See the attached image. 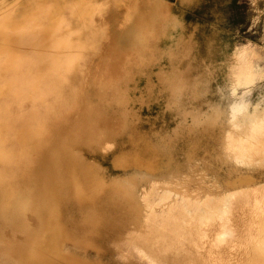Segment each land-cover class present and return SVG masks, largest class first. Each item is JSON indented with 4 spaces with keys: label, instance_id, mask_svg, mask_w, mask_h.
Wrapping results in <instances>:
<instances>
[{
    "label": "bare ground",
    "instance_id": "6f19581e",
    "mask_svg": "<svg viewBox=\"0 0 264 264\" xmlns=\"http://www.w3.org/2000/svg\"><path fill=\"white\" fill-rule=\"evenodd\" d=\"M165 2L0 0V264H138L136 255L161 264H264V188L259 187H247L252 202L231 214L240 228L236 241L229 239L233 244L222 247L215 241L222 222L214 221L199 229L207 231L199 241L200 256L190 263L181 256L187 252L184 232L198 235L190 222L184 223V203L196 202L201 193H215L213 189L224 192L223 186L208 183V171L226 166L230 173L235 163L264 168L260 104L252 109L248 104L216 105L203 115L184 108L183 117L190 116L192 123H179L172 135H159L150 143L134 134L135 104L143 98L135 100L132 93L140 77L151 76L154 62L169 56L171 68L159 71L177 100L188 91L199 100L207 86L202 74L188 78L183 72L187 70L175 65V60H190L192 48L179 49L188 37L178 35L183 28L177 19H168ZM96 15L106 16L107 26H97ZM22 33L23 50L31 61L25 69ZM106 37L135 55L137 64L131 65L132 57L126 68L118 66L127 73L117 72L123 75L115 81L109 77L115 69L108 73L104 64L108 75L99 73L90 80L81 63ZM157 43L167 47L158 48ZM230 63L233 82L241 72L251 80L244 58ZM168 70L173 74L167 77ZM217 125L220 129L226 125L228 131L216 147L202 145L201 139L196 144L194 137L195 144L184 152L188 170L174 162L185 133L189 138L203 131L210 135ZM128 136L131 151L120 152ZM197 148L206 159L205 173L199 172ZM97 155H114L119 167L134 171L107 180L92 158ZM158 158L167 164L160 165ZM156 172L168 193L151 201L147 192L139 194L138 187ZM229 178L227 185L235 186ZM243 179L251 180L248 175ZM176 198L181 203H175Z\"/></svg>",
    "mask_w": 264,
    "mask_h": 264
},
{
    "label": "rangeland",
    "instance_id": "374dc122",
    "mask_svg": "<svg viewBox=\"0 0 264 264\" xmlns=\"http://www.w3.org/2000/svg\"><path fill=\"white\" fill-rule=\"evenodd\" d=\"M137 1L141 2V0ZM164 1H166L165 7L168 12V19H177L179 21V27L183 28L178 31V35L188 37V41H185V46H179V49L190 50V48H192V58H190V60H183V58L175 60V65H182L183 69L187 70V72L183 71L185 73L183 74L188 78H194V76L202 74V77L200 78L203 80L206 77L203 81L206 82L207 86L204 91L202 90V95L199 97V100H193L192 96L190 97L191 94L189 91L184 93L180 100H177L172 94L171 87L168 84V86L163 84L164 80L167 83V78L165 79L163 77L164 73L159 71L162 67L171 68L172 62L169 61V56L165 57L159 63L157 61L154 62L150 70L148 69V74L151 76L140 77L138 80V87L135 89V92L132 93L135 100L139 97L143 98L142 101H138L135 104L138 121L134 134L136 132V134H139L144 141L150 143H154V141L156 142L162 136L172 135L174 130L181 125L179 123L187 125L192 123H189L192 120L190 116H187V119L183 117L184 113L182 112V109L184 108L190 109V111L193 112V115L198 113L199 115H203V112H208L212 106L216 105L226 108L229 103L248 104L251 109L253 105L260 104V107L264 109V0ZM96 17H99L96 20L97 26H107L108 19H106V16L96 15L95 19ZM207 40L213 42L212 46L207 44ZM25 41L26 37L24 33H22L19 45L23 51L22 60L27 58L24 65L21 62V67L24 69L26 68V62L27 65L31 62L30 58L25 55L23 50V48H26ZM176 41L178 40L176 39ZM156 46L158 48L167 47L161 43H157ZM110 47L112 50H108ZM126 54L127 56L130 55V59L126 58ZM131 54L132 53L129 54V52L123 51L120 47L118 48L115 44V40L111 41L109 37H106L103 39L102 45H100L96 51L84 55V60L81 65L86 67L87 70L82 71V73L88 76L90 80H94V76L100 74L104 76L107 72L109 73V70L115 69V72L110 71L115 74L112 75V73H110L109 75V77L112 76L111 79H114L115 81L119 75L117 72H123V74L127 73L125 70V72L121 71V69L123 70L124 67L126 68L129 66L127 63L136 57ZM113 55L115 56V59L113 58ZM180 55L181 54H179V56ZM123 56L128 59V62L123 59ZM239 57L244 58L247 61V65L253 76L250 77L251 80L242 72L236 81L233 82L231 79V66L233 63L230 62L233 58L238 59ZM116 59L120 60L118 61ZM108 62L110 63V68L113 66L112 69L108 68ZM123 62L126 63L123 64ZM112 63L114 64L112 65ZM115 63L120 65L116 64L115 66ZM130 63H132L131 65H135V63L137 64L136 58L133 59V61H130ZM121 65L125 66L123 68L118 67ZM103 66L108 69L107 72L103 71L105 70L103 69ZM252 66L254 67L251 68ZM114 67L119 68L120 71ZM187 67H190V69H186ZM166 72L167 73L165 74H167V77L173 74L170 70ZM123 74H120L119 76L122 77ZM115 75H117V77H114ZM109 77H107V79L110 80ZM229 86L232 87L230 91H228ZM92 88H95V86H92ZM207 106H209V108ZM183 119L186 121H183ZM222 126L223 128H221V130L220 125H217L212 130L213 133L210 135L208 134L209 136L203 131L200 134L197 132V136L190 135L189 138V134L185 133L181 138V141L177 143L178 146L177 151L175 152L176 156L174 162L176 164L180 163L181 165L187 166V168H184V171L188 170L190 163L186 165L184 152H188L189 148L193 146L192 144H198L199 139L203 142L202 145L208 143L209 147L212 149L213 147H216L217 140L222 136H225L228 131L226 125ZM159 135L161 136L159 137ZM194 137H196L198 142ZM193 138L195 143L193 142ZM131 145V136H128L122 141V146L119 148V151L129 152L131 151ZM187 146L190 147L188 148ZM197 146L199 147V145ZM185 149L187 150L185 151ZM196 154H198L197 162L199 164V172L202 173L201 171H204L205 173L204 169L207 168V165L205 164L206 159L199 156L202 155V151L199 153V148L196 149ZM92 158L101 168L102 175L107 180L118 179L126 176V174L128 175V173L131 174V171H134L133 167L125 169L119 167L115 162L114 155H97L92 156ZM158 162L160 165H163V163L165 165L167 164L164 158H158ZM208 173V183L212 185L216 184V186H223L224 188L222 190L224 192L222 194H217L218 192L213 189L211 192L215 193H201L196 202L184 203L186 206L184 223L190 222L195 229H198L197 236H193L189 231H185L183 234V242L186 245L187 252L182 253L181 256H186L185 259L189 263L194 262L195 258L200 256L199 241L201 238L207 236V231L204 230L199 232V229L201 230V228L211 222H222L219 227V230L221 231H219L217 235V237H219L215 238V241L217 240L218 244L222 247H224L223 245L228 247L229 244H233V242L236 241L235 238L240 236V231L237 232L240 228L238 229V225L235 223L232 215L235 216L234 212H237L242 205L250 204L252 202L249 199V194L246 192L248 189L247 187L264 188V168L247 169L246 167L235 163L234 169L230 173L226 171V166H223V168L217 172L215 170L213 173L209 171ZM247 175L251 178L250 182L243 179V177ZM158 177L159 174L156 172L149 177L148 180H142L138 187L139 194L147 192L151 201H153L158 199V197L162 196L164 193H168L167 190L161 187L163 183L157 181ZM229 177L236 181L235 186L227 185ZM240 201L243 204H241ZM175 203H181V201L176 198ZM234 204L236 205L234 206ZM232 206H234L235 211ZM234 224L237 226L235 227ZM183 225L185 229L186 225ZM229 239L233 242H230ZM131 251L138 252L136 248H131ZM136 254L138 253H135V255ZM136 257L139 258L138 264H161L160 262H155L154 260H151V258H146L144 256L141 258L136 255Z\"/></svg>",
    "mask_w": 264,
    "mask_h": 264
}]
</instances>
